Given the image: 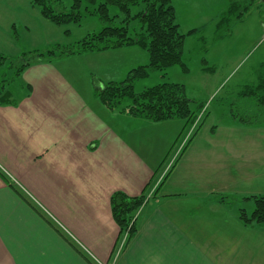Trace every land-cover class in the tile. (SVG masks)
Here are the masks:
<instances>
[{
    "label": "crops",
    "instance_id": "crops-1",
    "mask_svg": "<svg viewBox=\"0 0 264 264\" xmlns=\"http://www.w3.org/2000/svg\"><path fill=\"white\" fill-rule=\"evenodd\" d=\"M172 3L177 16L187 6ZM134 47L92 52L132 60ZM27 82L33 91L0 100V170L10 181L0 175V264H264V225L244 223L238 203L245 188L264 187L255 133L264 125L198 133L158 175L180 118L154 122L111 111L95 93L90 106L76 92ZM117 190L150 195L129 242L112 215Z\"/></svg>",
    "mask_w": 264,
    "mask_h": 264
},
{
    "label": "rangeland",
    "instance_id": "rangeland-1",
    "mask_svg": "<svg viewBox=\"0 0 264 264\" xmlns=\"http://www.w3.org/2000/svg\"><path fill=\"white\" fill-rule=\"evenodd\" d=\"M61 1L65 10L71 9L72 0ZM99 1L102 0L96 5ZM203 1L205 6L196 11L192 7L195 0H187V6H181L177 16L180 31L185 35L183 63L187 70L176 64L163 71H152L136 83V91L162 82L182 84L198 114L194 123L186 124L183 119L172 121L177 122L178 131L182 132L177 134L175 139L179 136V140L176 145L173 142L175 146L168 158L160 162L158 175L198 133V138L203 139L209 128L234 122L264 125V109L256 103V95L246 94L249 86L264 82V0H234L237 5L233 8L230 5L233 0ZM52 5L57 11L63 10L54 2ZM84 6L86 3L81 21L57 25L44 18L32 0H0V57H6L0 65V100L8 93L13 101L19 100L27 91H33L27 82L33 77L34 90L76 92L91 106L94 85L121 81L130 69L148 62L146 50L140 47L131 48L140 50L132 55V60H127L120 51L49 58L50 50L59 52L102 30L103 21L97 14H85ZM140 8L141 5L133 7L132 14ZM118 12L117 7H110L112 15ZM144 30L139 19L131 22L130 33ZM41 53L46 56H40ZM38 58L41 60L29 65L25 74L18 75L21 66ZM38 76L42 82L36 83ZM260 94L258 90L257 95ZM255 133L264 138V129ZM261 155L264 158L263 152ZM243 191L238 194L239 206L252 212L254 201L245 197L263 195L264 187ZM146 195L149 199L150 195Z\"/></svg>",
    "mask_w": 264,
    "mask_h": 264
},
{
    "label": "trees",
    "instance_id": "trees-1",
    "mask_svg": "<svg viewBox=\"0 0 264 264\" xmlns=\"http://www.w3.org/2000/svg\"><path fill=\"white\" fill-rule=\"evenodd\" d=\"M97 1L72 0L71 9L65 10L61 0H32L33 6L39 9L41 15L57 25L81 21L82 7L85 3V14H97L104 23L101 31L88 35L79 43L65 47L59 52L55 49L50 50L49 58L138 45L147 51L148 63L132 68L128 71L125 79L121 81H109L102 86L94 85L96 97L111 111L126 113L154 122L180 118L186 120V124L194 123L198 114L192 108L193 100L186 96L182 84L162 82L136 91V83L148 77L152 71H163L176 64L182 65L187 70L183 63L185 35L180 31L172 0H102L96 5ZM52 2L63 10L57 11ZM140 5L139 11L132 14V8ZM230 5L233 8L237 2L233 0ZM110 7H117L119 12L112 15ZM117 19L120 20L119 23H117ZM135 19L141 21L145 30L132 34L130 33V24ZM40 56L45 57L46 54L41 53ZM5 59L4 56L0 57V65ZM39 60L41 59L38 58L21 66L17 71L18 75L22 74L29 65ZM258 90L261 91L260 95H257ZM246 91V94L256 95V103L264 109V82L249 86ZM244 124L251 123L244 122ZM212 129L214 130L215 127L213 126ZM0 175L10 182L1 170ZM11 185L13 184L11 183ZM16 190L19 192L18 189ZM245 198L254 201V209L251 214H248L244 208H241L240 218L246 224L264 225V194ZM147 200V195L144 192L138 196H129L125 192L117 190L111 195L110 204L113 218L121 233L127 234V242L137 233L136 215ZM37 211L40 213L39 209ZM47 221L51 222L48 219ZM57 231L62 232L60 229ZM61 235L64 236L63 233ZM77 251L89 259L81 251ZM89 262L93 264L92 260Z\"/></svg>",
    "mask_w": 264,
    "mask_h": 264
},
{
    "label": "built area",
    "instance_id": "built-area-1",
    "mask_svg": "<svg viewBox=\"0 0 264 264\" xmlns=\"http://www.w3.org/2000/svg\"><path fill=\"white\" fill-rule=\"evenodd\" d=\"M10 179H11V177H10ZM14 180V179H13Z\"/></svg>",
    "mask_w": 264,
    "mask_h": 264
}]
</instances>
